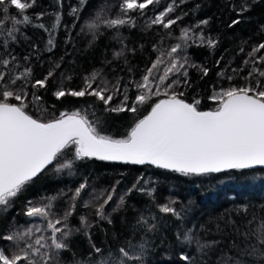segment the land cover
Segmentation results:
<instances>
[{"label": "snow or ice", "instance_id": "6c2138e0", "mask_svg": "<svg viewBox=\"0 0 264 264\" xmlns=\"http://www.w3.org/2000/svg\"><path fill=\"white\" fill-rule=\"evenodd\" d=\"M62 7V0H53ZM186 0H172L167 7L155 15L146 27L160 25L164 29H170L182 19L176 16L167 19L168 14L173 13L179 4ZM86 0H79L83 5ZM160 0H120L118 8L120 15L114 18H103L97 14L94 22L88 24V28L94 36H98L101 25L108 30H114L113 39L121 48L115 52L119 58L128 49L124 44V37L120 33L122 27H134L135 21L130 15L132 12H140L150 5L159 4ZM36 0H0V28L6 35L0 39V214L6 213L12 202L31 186L41 175L49 171L67 174L70 177L77 176L81 162L95 158L100 161H118L132 165H153L159 169L171 170L182 175H205L219 173L227 169H251L256 165H264V69L252 68L244 77L255 80V85L241 87L230 86L222 89L212 96L217 102L215 110H199L201 101L193 97L192 102H187L181 97L183 92L175 90L183 77L184 86H188V71L185 67H194L204 76L208 69L189 63V57L181 55L189 46V33L195 32L201 25L207 26L208 19L199 22L196 28H181L178 40L161 56L167 55L169 66L164 75L154 77L153 69L160 63L157 62L146 69L140 82L134 87L137 95L134 99L127 94L130 85H121L120 78L115 83L106 80L102 73L94 71L82 77V85L78 88L65 87V81L72 80L71 74L65 75L59 71L62 68L63 57L53 61L43 78H34L29 61V56L23 57L21 65L19 58L14 55V46L24 37L23 28L36 27L48 33L46 51L52 52L55 47L53 33L64 27L60 12L37 13L30 16L26 10L34 7ZM19 10L16 16H10V7ZM249 5L241 6L237 14L247 11ZM199 9V5H197ZM235 10V9H234ZM79 8H71L74 19L79 15ZM50 15L49 24L40 22L44 15ZM187 15V13H185ZM240 23L239 19L233 20L229 27ZM264 30V26H261ZM71 37L69 36V40ZM207 41L209 47H215L216 41L211 37L201 36V40ZM260 49H264V43L253 47L248 57H254ZM244 51L243 48L240 49ZM125 62H127L125 58ZM259 65L264 63V56L258 59H245L244 65ZM131 71V69H129ZM237 72V69H232ZM15 73V74H13ZM169 74L177 76V79L166 83ZM223 73H221L222 75ZM56 79V90L53 96L57 100L65 97L94 98L93 103L78 111L60 112L58 117L42 120L34 118L26 110L28 105L24 102L28 97L25 91L30 85L31 100L28 103L34 105L38 111L43 110V101L37 95L38 89H46L50 80ZM229 80L232 77H228ZM156 86L153 87V81ZM19 82V85H18ZM18 91L10 90L11 86H17ZM165 91L166 99H161L151 106L147 115L137 118L130 131L120 138L106 134L105 115L113 112H129L133 115L140 111L150 96L160 95V86ZM122 97L118 106L113 107L114 100ZM9 98L21 101L20 105L9 103ZM141 177L131 188L118 197V203L112 209L118 211L125 203V197L133 191L152 194L154 189L138 187ZM120 182L117 181L118 185ZM90 187L87 177L67 191L61 189L53 196L45 198L42 206H35L28 201L26 217H39L46 221L43 228L33 225L28 228H13L7 233H0V264H62L61 253L71 251L70 238L75 233H82L88 240L89 251L87 258L74 259L72 264H144V260L150 249V241L144 237L136 239L135 233L142 229L145 234L155 230L156 225L150 223L149 218L140 216L133 226L130 237L116 250L97 246L90 234L91 221L87 216L80 217V227L73 228L69 225V218L75 214L79 201ZM95 192V190H93ZM105 193L107 195L105 196ZM116 195V186L111 191L103 189L94 195L93 200L84 201L85 208L94 207L98 221H107L111 224V214L106 208ZM67 197L68 208L62 216H53L52 209L56 202ZM102 203H96L101 201ZM175 201L158 205L160 212L171 214L178 219L181 214L171 205ZM264 208V205L261 206ZM249 206L243 205L238 213L248 216ZM156 219V217H151ZM231 228L228 248H220L222 240L203 241L192 235V230H187L183 237L177 233V239L182 244L192 245L195 241V254L200 257L197 262L191 254H181L180 259L185 264H209L210 253L219 249L215 264H264V216L253 213L247 219L243 230L235 220H227ZM48 231L50 235L37 236V232ZM217 232L222 236L223 230L217 227ZM75 255V254H73Z\"/></svg>", "mask_w": 264, "mask_h": 264}, {"label": "trees", "instance_id": "16d2710c", "mask_svg": "<svg viewBox=\"0 0 264 264\" xmlns=\"http://www.w3.org/2000/svg\"><path fill=\"white\" fill-rule=\"evenodd\" d=\"M22 2H27V0H22ZM138 2H143V0H138ZM171 2L172 0H160L159 4L150 5L145 9L143 14L138 11L130 13L135 26L122 27L119 31L124 37V44L134 51H126L123 56L116 58L114 54L120 50L121 45L112 38L114 30H108L101 25L99 35L94 36L88 24L95 21L97 14L101 19L119 16L120 0H86L83 5L79 4V0H62V7L55 4L53 0H36V5L26 10L28 15L51 12H60L62 15L64 27L53 33L56 47L52 52L46 51L48 33L28 26L23 28L24 37L14 46L13 54L19 58L21 65L25 63L23 57L29 56L28 63L32 68L34 78H43L52 62L63 57L62 68L59 71L64 72L66 76L69 74L72 76L70 82L65 81L66 88L69 84L72 88L80 87L82 77L99 71L110 82L115 83L120 78L122 86L130 85L127 94L134 99L137 95L134 84L141 81L146 69L157 62L158 57L161 62L153 69V75L154 77L164 75L170 58L167 55L161 56V52L166 53L171 46L180 42L178 37L181 28H196L200 21L208 19L207 26L201 25L194 33H189V46L186 52L181 53L189 57L190 64L207 68L208 74L204 76L197 68L186 65L188 86H184V78L179 77L181 83L175 86V90L183 92L184 95L181 98L189 103L192 102L193 97L199 99L201 101L199 110L208 111L215 110L218 106L212 96L222 89L230 86L241 87L246 84L254 86L255 80L249 78L246 81L244 77L252 68L264 69V63L244 65L243 61L264 56V49H260L254 57H248L253 47L264 43V30L261 28L264 26V0H186L179 4L173 13L165 17V20L174 19L176 16L182 17L170 29H164L160 25L146 27L149 21ZM245 3L249 5L248 10L238 15V9ZM73 7L80 9L75 19L71 14ZM18 12L19 10L12 6L8 15L16 16ZM0 16H3V13H0ZM236 19H239L240 23L229 27ZM51 20L52 17L46 14L40 22L47 25ZM5 35L4 29L0 28V39H4ZM201 36L213 38L216 46L209 47L206 39L201 40ZM241 48L244 49L243 52L240 51ZM232 69L238 71L233 72ZM177 77L178 74L177 76L169 74L166 83H170ZM228 77L232 79L229 80ZM257 78L261 79L264 84V78L258 75ZM56 79L59 77L50 80L46 89L37 90V95L43 101L42 111H38L34 105L28 103L33 91L30 85L25 89L28 92V97L24 101L28 105L26 110L34 118L52 119L58 117L60 112L71 113L93 103L94 98L92 97L68 96L57 100L53 96V91L56 90ZM18 85L11 86L10 90L18 91ZM155 86L156 81L154 80L153 87ZM164 91L161 85V94L150 96L148 102L141 106L140 111L135 115L129 112L106 114V134L116 138L125 135L137 118L148 114L154 103L167 98L163 95ZM121 99L122 97L118 96L112 106H118ZM8 102L17 105L21 103L14 98H9ZM83 177L88 178L90 187L79 201L75 214L69 218V225L79 228L81 226L80 217L87 216L92 223L89 231L97 246L116 250L130 237L138 217L149 218L150 223L156 225L155 230L145 234L142 229H138L135 233L137 240L144 237L150 241L151 246L144 264H185L180 259L182 253L193 255L199 262L200 257L195 254V241L192 245L182 244L177 239V233L183 237L184 233L191 229L192 235L201 242L222 240L220 248L227 249L228 234L231 231L227 220H235L243 230L244 224L253 213L264 216V208H261L264 205V168L227 169L219 173L185 176L171 170L156 168L153 165H132L92 158L80 163L79 172L75 177H70L66 173L57 175L49 171L36 179L12 202V207L6 213L0 214V233L33 225L43 228L46 223L43 219H33L34 217L29 218L23 215L28 206L27 202L31 201L35 206H42L46 202V197L53 196L61 189L65 191L69 188L74 189ZM141 177L143 179L138 187L154 189V192L145 194L133 191L125 197L126 203L118 211L113 212L112 209L118 203V197ZM117 181L120 182L118 185ZM113 185L116 186V195L106 208V212L111 214L112 219V223L109 224L107 221H98L95 208H85L83 203L93 200L94 195L99 194L103 189L111 191ZM170 200L175 201L171 206L180 212L179 219L159 210L158 205L167 204ZM96 203H102V200ZM243 205L249 206L247 217L242 212L237 214ZM67 208V197L57 201L52 209L53 216L50 218L62 216ZM153 216L156 219H151ZM218 226L223 230V236L217 232ZM36 235L48 236L50 232H37ZM70 249L71 251L61 253L62 264H72L74 259L87 258L89 251L87 238L82 233L73 234L70 238ZM218 254L219 249L210 253L209 264H215Z\"/></svg>", "mask_w": 264, "mask_h": 264}, {"label": "water", "instance_id": "95a60500", "mask_svg": "<svg viewBox=\"0 0 264 264\" xmlns=\"http://www.w3.org/2000/svg\"><path fill=\"white\" fill-rule=\"evenodd\" d=\"M163 99H166V98H163ZM259 168H264V165H256L254 166L253 168L251 169H259ZM225 171V170H224Z\"/></svg>", "mask_w": 264, "mask_h": 264}, {"label": "rangeland", "instance_id": "374dc122", "mask_svg": "<svg viewBox=\"0 0 264 264\" xmlns=\"http://www.w3.org/2000/svg\"><path fill=\"white\" fill-rule=\"evenodd\" d=\"M33 218V217H32ZM36 218H39V217H34L33 219H36ZM40 219V218H39Z\"/></svg>", "mask_w": 264, "mask_h": 264}]
</instances>
